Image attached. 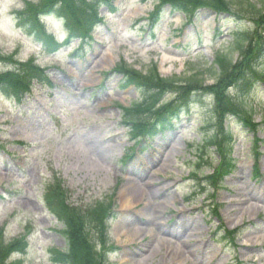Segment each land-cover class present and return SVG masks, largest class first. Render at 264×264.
<instances>
[{
	"label": "rangeland",
	"instance_id": "obj_1",
	"mask_svg": "<svg viewBox=\"0 0 264 264\" xmlns=\"http://www.w3.org/2000/svg\"><path fill=\"white\" fill-rule=\"evenodd\" d=\"M41 1L0 0V54L32 61L41 70L39 79H28L14 90L24 97L20 104L0 93V236L3 242L23 237L27 244L24 253H10L7 263L60 264L50 250L66 252L65 225L47 205L49 189L58 187L55 191L63 192L74 208L109 205L108 250L95 264H264V79L254 78L248 94L237 81H224L216 90L220 73L214 66L218 54L238 62L232 39L245 32L259 36L253 56L264 48V20L249 11L220 14L221 3L199 1L183 15L157 0H110L96 7L103 22L96 27L90 23L91 40L50 53L51 38L63 42L71 21L42 16L45 34L35 37L16 27L13 14ZM249 1L264 9V0ZM241 2L233 1L234 7ZM156 6L162 7L160 22L151 30L147 18ZM164 56L168 59L163 61ZM122 63L142 73L155 67L165 79L195 75L203 81L201 88L188 92L190 115L140 150L128 137L136 128L127 122L133 115L144 118L149 103L133 115L122 109L144 96L124 87L122 77L112 72ZM13 65L0 61V75ZM259 70L264 76V58ZM183 93L162 91L151 101L156 104L152 110ZM234 98L251 114L252 123L260 124L256 131L243 128L231 113L223 115L229 104L231 112L238 111ZM211 109L217 110L222 127L214 126ZM237 116L244 123L243 115ZM225 125L234 134L235 168L217 188L222 156L201 142L215 128L221 134ZM126 152L132 157L124 162ZM206 176L212 185H206ZM124 195L132 197L128 209L121 206ZM135 228L143 230L128 236ZM93 234L88 232L87 239L94 238L95 255L101 253L103 235ZM82 260L76 261L93 264Z\"/></svg>",
	"mask_w": 264,
	"mask_h": 264
},
{
	"label": "trees",
	"instance_id": "obj_2",
	"mask_svg": "<svg viewBox=\"0 0 264 264\" xmlns=\"http://www.w3.org/2000/svg\"><path fill=\"white\" fill-rule=\"evenodd\" d=\"M42 0L40 5L33 6L31 3H27V7L23 10L13 12L14 18L16 21V26L21 29L25 34H32L33 36H37L39 33H44V28L40 24L41 15H51L58 18H61L64 23L66 21H71L68 25L67 23V33L69 34L70 39L78 38H90L91 30L89 25L91 23L92 26H96L100 23L101 19H98V15L96 14V7L98 4H108L109 0ZM161 5L169 4L173 10H179L184 13H187V6L197 5L199 1L208 2L209 4H219L224 5L223 11H219V13H230L232 12H240L255 16L256 20L262 21L264 20V9H256L249 0H242L240 4L235 5L233 1L235 0H157ZM216 2V3H214ZM245 5V6H243ZM205 7V6H204ZM207 8V7H206ZM246 8V9H245ZM242 9V10H241ZM159 8H157L156 12L152 14L151 19L155 22L156 14ZM227 10V11H225ZM231 10V11H230ZM234 10V11H233ZM90 11V12H89ZM82 19H81V18ZM75 19L72 21V19ZM90 18V21L88 20ZM92 21V22H91ZM263 23H259L261 25ZM151 25L153 23L151 22ZM253 31L248 33H243L237 35L232 39L234 42V49L238 53V62L233 63L226 55L218 54L214 57V66L220 73L219 79L217 81L216 90H219L221 84L226 81L228 83H233L237 81L238 84L243 88H250L253 85L252 79L254 76L259 74V71L256 70L257 62L263 57L264 49L262 45L257 50L256 54L253 56L251 54L252 47L254 45V40L258 39ZM14 55L10 56H2L0 54V61L3 62H12L14 64V68L9 70V72L0 75V93H3L7 96L18 97V94L14 92V90L24 85V81L28 79H39L41 76V70L34 66L32 61L28 63H19L16 60H13ZM243 68L242 75L237 78L235 75ZM113 72L122 76V83L125 86H133L137 90L141 91L144 95L141 102L130 107L129 109H123L126 113L132 114L134 111L141 108L143 104L149 103V111L144 115L142 119H136L133 114V118L128 120V125L130 127H135L132 136L134 137H144L147 135H152L154 130L156 129H166L167 127L173 126L181 116L183 111L189 113L190 104L192 103V99L190 98V94L188 92H194V87L201 88L203 81L200 80L195 75H192L188 78L184 79H165L161 78L157 72L155 67H152L147 72H138L137 70L131 69L127 67L124 63L115 67ZM252 81V82H251ZM181 88V89H178ZM185 88V89H184ZM19 90V89H18ZM162 91H184L183 94L178 95L177 100H173L168 104L160 105L154 110L155 103H151V101H156V98L159 97ZM236 105V104H235ZM238 111L231 112L233 110L231 104H229L228 110L227 105L225 106L226 110H224L223 115L229 114L239 119L237 116L238 113L243 115L242 121L243 125L249 126L251 129L255 130L258 125L252 123L250 115L246 113V110L242 107L239 102L235 106ZM151 111V112H150ZM212 120L215 123V126H220V122L217 124L218 120V112L217 110H210ZM135 113V112H134ZM222 115V116H223ZM241 121V120H240ZM224 122V121H223ZM137 123L141 124V126H137ZM222 129V128H220ZM214 133L212 136H209L204 140V143L210 145L214 148L215 152L219 151L222 156L221 165L219 167L220 174L217 177L216 182L218 183L221 180L223 175L228 174L234 167L231 164V153H232V143H233V135L228 131L224 130L221 134L214 129ZM207 181H210V178H207ZM58 187H53V189H49L50 202H47L48 210L60 223L65 225V229L63 231V235L67 239L68 248L66 252H57L54 249L50 250L52 257L54 258V262H59L60 264H80L77 262V258H88L90 261L99 262L103 261L105 258L104 250L107 246V238H106V227H108V219L110 216L109 205L97 204L94 207H91L87 211H83L79 208H74L66 203L64 200V193L61 191H55ZM57 192V193H55ZM47 199L49 197L47 196ZM85 212V213H84ZM94 232L93 236H96L100 232L103 235L99 240L101 242L102 251L100 255L97 253L94 255V250H92V245L90 244V240L94 238H88L87 233ZM87 235V236H86ZM86 236V239L85 237ZM27 244L23 237L13 239L9 242H3L2 236H0V264H8V256L12 252H21L24 253ZM82 260V262H83ZM91 264V263H90ZM103 264V262H102Z\"/></svg>",
	"mask_w": 264,
	"mask_h": 264
},
{
	"label": "bare ground",
	"instance_id": "obj_3",
	"mask_svg": "<svg viewBox=\"0 0 264 264\" xmlns=\"http://www.w3.org/2000/svg\"><path fill=\"white\" fill-rule=\"evenodd\" d=\"M168 59L166 56L163 57V61ZM99 147V146H98ZM102 146L100 145L99 149H97L98 151V155L100 156L102 153H103V147L101 148ZM138 192L141 194L143 193L144 191L142 189H138ZM142 195V194H141ZM133 202H132V197L129 196V195H124L122 196V199H121V206L122 208H130L132 206ZM154 223H157V218L155 216L154 218ZM143 229L141 228H135V229H132L131 230V233L128 234V236H135V235H138ZM123 234H127V231H123L122 232ZM178 249V247H176Z\"/></svg>",
	"mask_w": 264,
	"mask_h": 264
}]
</instances>
